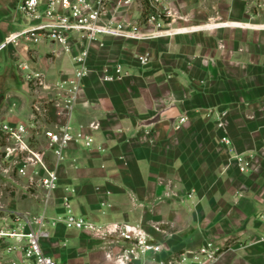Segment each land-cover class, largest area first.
Masks as SVG:
<instances>
[{"label":"crops","instance_id":"crops-1","mask_svg":"<svg viewBox=\"0 0 264 264\" xmlns=\"http://www.w3.org/2000/svg\"><path fill=\"white\" fill-rule=\"evenodd\" d=\"M19 2L0 0V43L31 25L17 19ZM172 7V35L92 46L71 125L103 150L77 143L65 150L40 241L57 264H114L96 232L64 225L68 211L96 226L141 223L171 249L212 240L222 247L213 264H264V0H172ZM138 11L118 18L137 20ZM62 52L45 41L0 50V124L29 119L36 94L27 75L47 82L72 75V61L57 63ZM116 61L128 75L102 82L101 66ZM208 109L226 111L222 127ZM163 110L169 118L148 124ZM235 154L253 156L248 172L239 173ZM153 223L171 224L170 235Z\"/></svg>","mask_w":264,"mask_h":264},{"label":"built area","instance_id":"built-area-1","mask_svg":"<svg viewBox=\"0 0 264 264\" xmlns=\"http://www.w3.org/2000/svg\"><path fill=\"white\" fill-rule=\"evenodd\" d=\"M132 6L138 7L137 20L118 18ZM18 10L31 25L7 34L0 50L21 42H50L70 54L74 68L71 76L55 82H47L38 74L27 75L36 94L29 119L25 123L0 124V173L12 181L19 178L25 192L43 208L36 216L20 217L14 226L0 227V243L9 258L5 264H57L42 251L40 241L46 236L44 209L58 185V168L65 150L71 143L88 151L103 150L95 146L90 133L82 128L74 130L71 125L83 80L92 71L88 61L92 46H103L102 38L129 42L172 35L171 24L177 15L172 0H20ZM134 58L143 65L148 61L146 55ZM99 73L105 83L121 81L128 75L123 63L117 61L103 64ZM205 114L214 116L217 125L223 126L225 110L210 109ZM53 116L60 121H53ZM89 127L97 126L91 123ZM221 142L231 144L226 135ZM48 156L53 161H48ZM232 159L240 173L252 165L250 156L236 154ZM62 221L69 229L96 232L106 242V258L114 264H213L222 248L205 240L196 248L171 249L150 235L141 223L96 226L70 211ZM157 230L166 234L164 228ZM259 241H264V236Z\"/></svg>","mask_w":264,"mask_h":264},{"label":"rangeland","instance_id":"rangeland-1","mask_svg":"<svg viewBox=\"0 0 264 264\" xmlns=\"http://www.w3.org/2000/svg\"><path fill=\"white\" fill-rule=\"evenodd\" d=\"M18 6H19V4H18ZM23 18H25V17H23V16L21 17L19 15L17 19L19 20V19H23ZM46 43L48 45L50 44V42H46ZM53 45L56 48V51L60 50L59 45H57V44H53ZM69 60L71 61L70 54H68L66 52H62V54L59 56V59L57 60V63H58V65H62V64L66 65V64H68ZM134 60L137 63H139L135 58H134ZM147 63H148V61H147ZM147 63L144 65L140 64V63L139 64H140V66H146ZM242 155L243 156H250L251 162L253 164V156L251 154H242ZM251 167H252V165H251ZM251 167H250V169H251ZM242 174H244V173H242ZM10 179L0 173V227L14 226L16 224V222L20 219V217L36 216L43 209L42 206H40L38 204L37 200H35L29 193L25 192V189L22 188L21 180L19 178H15V181H12V179L11 180ZM151 226H152L153 230H155L156 232H158L162 235L168 236L171 233L168 230V228L171 230V228H170V227H172L171 224L153 223ZM157 227L164 228V230L166 231V234L159 232L157 230ZM207 240H209V239H207ZM165 243H166V241H165ZM3 245H4L3 243H0L2 251H3ZM8 259L9 258L7 256H5V253H4V255H2V257H0V264H5L8 261Z\"/></svg>","mask_w":264,"mask_h":264},{"label":"water","instance_id":"water-1","mask_svg":"<svg viewBox=\"0 0 264 264\" xmlns=\"http://www.w3.org/2000/svg\"><path fill=\"white\" fill-rule=\"evenodd\" d=\"M167 118H169L168 111L163 110V111H160L159 113H157L152 119H150L148 124H154V123H157V122L164 120V119H167Z\"/></svg>","mask_w":264,"mask_h":264}]
</instances>
